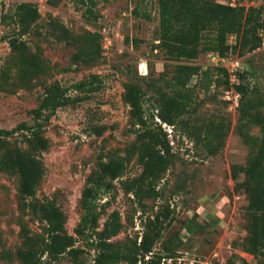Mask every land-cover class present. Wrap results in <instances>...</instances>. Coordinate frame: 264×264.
<instances>
[{
	"label": "trees",
	"instance_id": "obj_1",
	"mask_svg": "<svg viewBox=\"0 0 264 264\" xmlns=\"http://www.w3.org/2000/svg\"><path fill=\"white\" fill-rule=\"evenodd\" d=\"M94 5L95 1L90 0L86 14L97 18ZM158 5L160 25L154 49L163 52L169 61L157 77L136 74L124 82L123 100L130 108L129 130L134 138L122 151L110 149L101 154L87 174L74 234L67 229V198L62 191L41 197L38 190L47 172L43 154L52 147L47 135L52 117L62 107L89 99L102 84L101 75L92 73L63 85L54 78L55 71L79 72L98 64L102 58L101 34L89 29L75 32L53 15L43 19L33 1L19 2L11 12L2 14V21L11 24L13 30L5 35L11 51L1 67L0 90L15 93L40 86L43 91L38 105L30 111L31 123L25 121L13 129L0 127V172L17 178L18 209L42 225L41 230L33 231L20 221L21 242L14 249L0 237V260L49 264L68 259L72 264H87L88 255L94 251L90 264H178L182 239L175 233L164 238L176 218L170 203L157 210L151 207L153 214L143 216L141 235L137 232L135 236L116 239L128 223L134 222L133 217L125 221L117 209L108 213L110 201L101 203V199L121 189L137 209L147 212L149 200L164 197L162 182L177 160L163 124L194 141L209 156L224 148L232 120L220 113L205 116L195 98V86L191 85L194 77L201 76L210 79L209 88L217 72L216 81H223L227 94L231 93L232 98L238 95L234 101L236 132L249 148L246 162L232 166L235 191L247 200L246 235L239 248L253 255L256 264H264V85L254 79L257 70L239 66L232 80V73L221 63L222 58L239 59L236 53L244 55L262 47L264 3L247 6L218 0H158ZM134 13L139 12L135 9ZM230 38H235V43H230ZM50 42L63 43L73 50L63 69L45 57L42 44ZM201 54H208L213 67L203 69L193 62ZM211 55L217 56L219 63L213 62ZM70 91L78 95L72 96ZM105 128L92 127L97 135H102ZM133 161L140 172L128 176ZM181 187L177 190L181 191ZM196 216L184 225L189 233L203 229ZM157 244L162 249L157 250ZM243 264L251 263L244 260Z\"/></svg>",
	"mask_w": 264,
	"mask_h": 264
},
{
	"label": "rangeland",
	"instance_id": "obj_2",
	"mask_svg": "<svg viewBox=\"0 0 264 264\" xmlns=\"http://www.w3.org/2000/svg\"><path fill=\"white\" fill-rule=\"evenodd\" d=\"M22 1L36 2L43 19L53 15L75 32L89 29L101 34L102 58L98 64L79 72L55 71L54 78L63 85H70L92 73L101 75L102 84L91 93L89 99L62 107L52 117L47 127L52 147L43 154L47 172L38 190L41 197L52 195L58 189L62 191L67 198L64 206L68 214L67 229L74 234L80 219L78 202L87 174L101 154L110 149L122 151L134 138L129 130L130 108L123 100L124 82L136 74L157 77L166 69L165 64L169 61L163 52L154 49L160 25L158 0H94L93 9L98 13L97 18L86 14L90 0H0V71L11 51L5 35L13 30L11 24L2 21V14L11 12ZM218 1L247 6L264 3V0ZM52 2L57 4L53 5ZM135 9L138 14L134 13ZM229 42L235 43V38H230ZM42 45L46 59L56 64L59 70L68 65L72 49L66 48L63 43ZM235 55L239 58L240 67L257 70L254 79L264 85V38L260 49ZM193 62L202 65L203 69L213 67L208 54H201ZM216 73L209 88L210 79L201 76L194 77L191 85L195 86V98L200 102L199 109L205 116L220 113L232 120L224 148L218 154L209 156L194 141L185 135L175 134L172 126L163 124L169 133L177 160L162 182L164 197L149 200L147 212L137 209L136 204L121 189L116 194L103 196L101 203L109 200L108 213L117 209L125 221L133 217L134 222H127V229L116 239L135 236L137 232L141 235L143 216L153 214L164 203H170L176 218L165 231L164 238L175 233L182 239L178 264H243L244 260L256 264L253 255L239 248L240 241L246 235L244 214L247 200L244 194L235 191V180L232 178V166L246 162L249 148L236 132V97L227 94L223 81H216ZM42 91L40 86L20 89L15 93L0 90V127L13 129L22 122L31 123L30 111L38 105ZM70 94L78 95L75 91H70ZM96 125H105L102 135L94 133L92 127ZM254 132L258 133V128ZM139 172L140 167L133 161L127 175ZM17 185L16 177L0 172V237L13 249L21 242L20 221L27 223L33 231L41 230L42 225L18 209ZM180 185L183 187L178 191ZM195 215H198L196 221L203 224V229L189 233L184 225ZM83 245L85 247L86 243ZM160 249L162 245L157 244V250ZM94 253L91 251L88 255L87 264L93 262ZM0 264L20 263L0 260ZM49 264L72 263L63 259Z\"/></svg>",
	"mask_w": 264,
	"mask_h": 264
},
{
	"label": "built area",
	"instance_id": "obj_3",
	"mask_svg": "<svg viewBox=\"0 0 264 264\" xmlns=\"http://www.w3.org/2000/svg\"><path fill=\"white\" fill-rule=\"evenodd\" d=\"M211 60L213 62L219 63V58L217 56H215V55H211ZM221 61H222L221 63L224 66H226L229 69V71L232 73V78L231 79L234 80L235 76L233 75V73L239 67V65H238L239 64V59L222 58ZM237 96L238 95H235L234 97H236V99H237ZM228 97L230 99V96H228Z\"/></svg>",
	"mask_w": 264,
	"mask_h": 264
}]
</instances>
